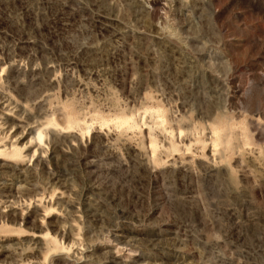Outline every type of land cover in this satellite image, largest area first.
Listing matches in <instances>:
<instances>
[{"label":"rangeland","instance_id":"374dc122","mask_svg":"<svg viewBox=\"0 0 264 264\" xmlns=\"http://www.w3.org/2000/svg\"><path fill=\"white\" fill-rule=\"evenodd\" d=\"M16 146L0 264H264V0H0Z\"/></svg>","mask_w":264,"mask_h":264},{"label":"bare ground","instance_id":"6f19581e","mask_svg":"<svg viewBox=\"0 0 264 264\" xmlns=\"http://www.w3.org/2000/svg\"><path fill=\"white\" fill-rule=\"evenodd\" d=\"M218 17H220V16H218ZM242 79V78H241ZM241 82V81H240ZM233 87V86H232ZM247 88V87H246ZM234 90V89H233ZM239 91V90H238ZM236 92V91H235ZM241 92H243V93H246L247 92V90L246 89H244V90H241ZM234 94V93H233ZM238 96V95H237ZM235 98V97H234ZM245 99V98H244ZM233 100V99H232ZM243 101V100H242ZM247 102V101H246ZM245 102V103H246ZM249 104V103H248ZM244 105V104H243ZM247 106V105H246ZM248 109H249V107H248ZM126 122V121H125ZM74 123V122H73ZM77 124V123H76ZM120 124H121V122L119 123V126H120ZM122 124H123V122H122ZM128 124V122L126 123V125ZM52 125V124H51ZM55 125V124H54ZM74 125H75V123H74ZM78 125V124H77ZM117 125V124H116ZM133 125V124H132ZM56 126V125H55ZM76 126V125H75ZM119 126H118V128H119ZM57 127V126H56ZM77 128H79V127H81V126H76ZM76 127L74 128V129H76ZM81 129H82V127H81ZM45 130V129H44ZM2 134V133H1ZM6 135H7V133H6ZM35 135V141L36 140H38L39 141V145H40V143L42 142V138H43V133H42V131H40V132H37V133H35L34 134ZM36 143V142H35ZM44 143V142H43ZM7 146V145H6ZM11 146V145H10ZM9 146V147H10ZM41 146V145H40ZM43 146H44V144H43ZM8 147V146H7ZM8 147V148H9ZM3 148V147H2ZM25 150H26V148H25ZM41 152V151H40ZM6 155V156H11V157H14V156H22V151L20 150V149H18L17 148V146L15 147V149L13 148L12 149V151H10V152H7V149L6 148H3V150L2 151H0V155ZM35 154V153H34ZM25 155V154H24ZM27 156V155H26ZM5 162V161H4ZM39 163V162H38ZM4 165V164H3ZM8 167V166H7ZM5 168V167H4ZM1 170V169H0ZM2 186V185H1ZM13 187V186H12ZM20 187V186H19ZM7 189V188H6ZM14 190V189H13ZM16 195H17V193H15ZM25 194V193H24ZM4 195H6V194H4ZM1 196V195H0ZM9 196V195H8ZM5 198H7V197H5ZM10 198V197H9ZM8 201V200H7ZM9 205V204H8ZM9 209V208H8ZM7 209V210H8ZM12 213V212H11ZM3 214V213H2ZM14 214V213H13ZM13 216H11V218H12ZM8 218H9V216H8ZM14 221V220H13ZM12 221V222H13ZM13 224V223H12ZM10 225V224H9ZM8 227V226H7ZM45 231V230H44ZM46 231H47V229H46ZM15 232H17V231H15ZM39 232V231H38ZM48 233V232H47ZM62 235V234H61ZM46 237H48L47 235H46ZM54 237V236H53ZM61 237V236H60ZM55 239V238H54ZM63 240V239H62ZM66 242V241H65ZM62 243H64V242H62ZM61 244V243H60ZM66 244V243H65ZM65 246V245H64ZM63 246V247H64ZM68 246V245H67ZM71 246V245H70ZM61 248H62V246H61ZM59 249V250H62V249ZM67 249V248H66ZM65 249V250H66ZM58 250V251H59ZM68 250V249H67ZM70 250V249H69ZM63 252V251H62ZM66 252V251H65ZM59 253V252H58ZM64 253V252H63ZM90 257V256H89Z\"/></svg>","mask_w":264,"mask_h":264}]
</instances>
